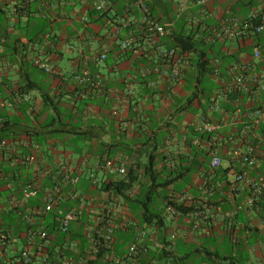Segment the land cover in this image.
<instances>
[{
    "label": "crops",
    "instance_id": "1",
    "mask_svg": "<svg viewBox=\"0 0 264 264\" xmlns=\"http://www.w3.org/2000/svg\"><path fill=\"white\" fill-rule=\"evenodd\" d=\"M4 1L0 11V33L9 43L0 47V141H7L0 155V227L8 236L3 264H22L20 256L29 242V227L45 228L48 232L52 228L54 214L37 213L42 209V199H23L21 190L28 182L39 183L42 191L59 183L62 187H56L64 192L66 200L67 194L75 189L69 177L94 174L100 161L107 159L124 163L126 167L137 160H148L155 145L154 134L163 135L169 131L171 136L165 145L153 153L155 159L168 160V164L174 166L183 157L190 161L194 158L204 160V156L187 145L191 128L196 129L204 114L221 121L222 127L212 136V141H204L202 145L215 146L214 151L221 156L228 172L218 184L220 191L217 193L214 186H207L213 177L212 170L210 175L203 170L194 175L192 184L193 189H197V197L190 186L186 188L185 197L197 200L205 216L169 218L168 231L163 237L166 249L188 258L187 264H198L197 260L204 257L197 252L198 248L231 255L228 261L202 264H264V195L257 199L254 207L248 204L250 184L248 180H236L241 165L232 154L236 142L246 149L248 140L251 141L257 157L251 177L264 175V118L248 116L255 109L264 111V94L255 103L242 95L238 102L240 113L210 112L206 100L201 94L195 97V89L187 81L193 68L192 55L183 57L184 73L179 80L151 74L155 67H163L158 47H170L171 35L182 31L197 33V36L206 33V40H216L210 36L212 28L233 17L244 20L252 11L261 10L264 0H211L205 16L197 0H185V13L179 9L184 0H149L153 3L152 15L167 26L166 36L155 41L143 34L137 19L133 20L135 0H107L109 15L114 17L122 11L123 17L118 15L114 21L106 17L97 22L89 18L88 23L83 19L90 16L94 0H48L54 6L37 2L32 14L27 15L14 13L12 2ZM127 21L128 27L119 31ZM31 31L37 32L34 41ZM130 36L136 41L124 51L121 41ZM12 43L16 44V51L10 47ZM260 43L264 47V41ZM246 44L227 41L220 47L215 45L210 57L217 58L218 51L232 56L223 65L222 69L226 66L222 71L225 74L239 56L249 58L259 43L249 40ZM102 51H106L107 59L97 66L92 57ZM35 58L50 62L54 72H41L33 64ZM23 61L27 65L21 69ZM86 64L94 74L101 73V83L83 91V85L77 84L73 77ZM26 80H31L33 88L22 95L19 90ZM205 86L212 89L209 96L222 93V84L213 77H209ZM190 97L193 98L191 103ZM45 98H49L48 105ZM163 166L161 162L158 167ZM96 198L98 202L101 196ZM69 207L66 205L58 210L63 212ZM125 213L127 226L137 224L130 209ZM28 214L34 216L31 226L25 220ZM140 228L129 231L130 237L135 238ZM146 231L152 235L144 240L146 244L150 248L159 247L161 251L163 244L157 233L148 227ZM52 237L50 245L55 248L60 241L55 234ZM118 238L117 234L115 243L119 242ZM144 257L140 259L147 264L155 263V259ZM33 264H41V260L37 258Z\"/></svg>",
    "mask_w": 264,
    "mask_h": 264
},
{
    "label": "built area",
    "instance_id": "2",
    "mask_svg": "<svg viewBox=\"0 0 264 264\" xmlns=\"http://www.w3.org/2000/svg\"><path fill=\"white\" fill-rule=\"evenodd\" d=\"M3 1L0 0V11L3 6ZM13 4L14 13L32 14V9L37 2L43 6H54L48 0H9ZM211 0H197V5L200 6L202 15H208V2ZM5 2V1H4ZM93 9L96 11H103L107 8V0H94ZM133 8L139 11V16L132 14L133 20H138L143 34L150 40L155 41L167 34L166 24L160 23L152 18L149 8V0H135ZM179 9L182 13L186 12L187 5L185 0L180 2ZM84 22H89V17H84ZM129 21L125 22L119 27V31L128 27ZM264 33V2L261 10H254L248 16L241 20L233 17L226 20L220 26L214 27L210 30V36L216 40H221L223 43L227 41L239 42L249 38L252 34ZM46 36V35H45ZM49 37V35H48ZM136 38L130 36L121 41V49H129L135 43ZM6 38L0 33V47L4 46ZM160 56L171 63L166 68H155L153 71L159 73L162 77H171L173 79L180 78L182 72V58L179 52L174 48H160L158 47ZM107 58L106 51L99 54H94L92 60L97 66H100ZM87 63V62H86ZM34 64L44 70L48 74L54 72L53 66L50 62L34 59ZM213 78L217 79L223 86L222 93L217 94V98L212 104L211 111H221V101L227 100L229 93H237L238 95H247L251 101H255L264 94V48L256 46L252 49L249 58L239 56L234 60L225 74L222 73L223 62L221 58L217 57L212 60ZM227 76L225 77V75ZM101 73H93L89 65H85L79 72L74 73V80L79 85L96 86L101 83ZM97 79V80H96ZM29 100L30 96H26ZM4 106V104H2ZM238 113L240 109L238 107ZM259 116L264 118V111L255 109L249 117ZM222 122L212 119L209 114L203 115L196 124V132L198 134H212L220 131ZM251 141L248 140L246 149L243 144L236 142L233 146L232 154L234 160L241 165V171L237 174L236 180H248L251 188L248 204L253 206L255 201L264 193V175L257 178L251 177V172L257 165L256 148ZM198 143V139L195 140ZM246 143V142H244ZM7 147V141H0V155ZM222 165V158L214 154L210 167L212 169L218 168ZM107 170L116 175H125L127 167L124 163L106 162ZM72 183H77V178H72ZM213 187V186H212ZM23 199L29 201L31 199L41 198L43 206L38 214H54L55 222L58 230L66 236L62 243L55 248H51L50 240L53 238L52 234L47 229L43 228L36 230L29 227L27 236L29 242L22 250L20 261L22 264L34 263L37 258L41 260V264H88L90 261L100 259L101 264H138V261L143 253H146L148 248L144 244V240L150 235L146 231V225L138 229L135 233V241L130 243L124 252H117L113 245L116 241L115 232L119 229L126 228L127 221L123 204L116 200L110 206L106 204V198L98 199L78 196L74 194L72 197L78 199V203L73 207L60 212L59 206L64 199L63 191L58 187L42 188L37 182H28L21 190ZM1 196V192H0ZM58 210L56 213H54ZM89 216V217H88ZM87 217V224L83 234L87 236V246L81 248V239L70 240L71 230H76L82 223V219ZM92 217V218H91ZM25 220L30 226L33 224L34 216L28 214ZM54 220V219H53ZM52 220V221H53ZM104 225V226H102ZM77 226V227H76ZM8 236L6 232L0 227V264L5 260V253L7 248ZM103 248L105 252H103ZM102 253V254H101ZM101 255V256H100ZM99 258V259H98Z\"/></svg>",
    "mask_w": 264,
    "mask_h": 264
},
{
    "label": "trees",
    "instance_id": "3",
    "mask_svg": "<svg viewBox=\"0 0 264 264\" xmlns=\"http://www.w3.org/2000/svg\"><path fill=\"white\" fill-rule=\"evenodd\" d=\"M153 1L155 2V0H152V2ZM149 8L152 18L156 19L152 15L153 3L149 2ZM132 12L134 15L139 16V11L136 8H134ZM122 13H123L122 11H119L117 15L111 17L109 15V11L107 10V8L99 12L93 9L90 10L89 18L91 21H94L96 19L95 22L100 21L106 17L109 18V20L114 21L117 18H119V16L123 17ZM21 15H27V14H21ZM126 31H128V28L126 29ZM36 33L37 32L35 33L32 31L30 32V36L33 41L36 39L33 38V36ZM2 35L6 38L5 44H7L9 40L4 34ZM205 35L206 33H201V36H197V33L194 34L192 32L188 33L184 31L179 32L176 35H171V37H173V40L172 43L169 44L170 47H168V49L170 48L176 49L179 52V55L182 59L185 56L192 55L193 68L191 70V74L189 78H187V81L189 82V84L193 85L195 89L194 92L195 97H199L201 94L203 98L206 100L207 109H210L215 99L217 98V94H215L214 96H209L212 89L211 88L208 89V86H205L206 83H208L209 81V77H213L212 76L213 65H212V59L210 57V51L211 49L216 48L215 45H218V47L222 46L223 42L221 40H217V41L206 40L207 37ZM164 37H161L159 39L162 40ZM249 40L254 42L257 41L259 43L258 46L264 48L260 45L261 44L260 42L264 41V33L252 34L249 36V38H246L243 41H239V44L245 43L246 46L247 45L246 43ZM10 47H12L15 51L17 50V46L14 43L10 44ZM22 47L25 48L26 44H22ZM24 48L23 50H21L22 54L24 53L25 50ZM13 54H15V52ZM158 55L161 61L160 63L163 66L171 65V63L167 62L165 58L160 56V54ZM216 55L219 58H221V60L223 61V65H225L226 60L232 59L231 55H226L225 53L223 54L221 51H218ZM233 56H235L234 53ZM24 57L25 56L23 54V59ZM26 65L27 63L23 61L21 63V69H23ZM38 69L41 70V72H44V70L40 68ZM90 69L92 71L91 66ZM154 69L151 70V74H157L156 72L153 71ZM225 69L226 66L224 67V69H222V71ZM183 73L184 72L182 70L180 78L182 77ZM180 78H176L174 80H179ZM28 80L23 82V85L19 90L20 91L19 93H22V95L23 92L33 88L30 82L31 80L30 81ZM81 87H83L82 88L83 91L84 90L87 91L93 88L94 86L84 85ZM241 96L238 95L237 93H229L228 99L223 100L220 104L221 112L223 113L237 112L239 107L238 102L241 100ZM188 100L191 103L193 101V98L190 97ZM47 101H49V98H45L46 105L49 104L47 103ZM169 132H166L163 135H158L157 133H155L154 137H152V139H154L155 145L152 148L151 156H149V159L144 161L137 160L132 162L130 166L127 167V171L125 175H116L110 173L106 168V162L107 161H112L113 163H117V162L107 159L105 161H100L99 168L96 169L94 174L86 173L83 176H78L77 183H72L71 181L72 179L68 178L71 185L75 186V189L71 190V192L67 194L69 195L68 199L65 200L64 198L59 207L61 209L62 208L64 209V206L66 205L73 207L75 204H77L79 201L77 198L74 199L72 197L74 194H77L78 196H85L91 198L101 196V198L104 197L105 199V197H107L105 203L109 204L110 206H112L114 201L119 200L123 204L124 211L130 209L132 215L137 219V224L126 226V228L119 229L115 232L116 233L115 236H117V234L119 236L118 238L119 242L118 243L114 242L113 244L117 252L126 251L128 245L135 241V238L130 237L131 235L128 234L129 231H132V229L135 227H143V225L145 224L146 227L152 229L153 231H155V233H157L159 238L158 240L163 244V247L161 251H158L157 248L159 247L150 248L144 241V244L146 245L148 250L146 253L140 254L142 255L141 257L145 256L155 259L154 264H161V262H163V264H187L186 261L188 258L181 257L176 252L166 249L167 243L166 241L163 240V237L166 235L168 231V226H167L168 220L169 218H173V217H194L196 214L199 215L200 217L205 216L204 214H202L203 209L202 207L199 206L197 200L195 199L189 200V198L185 197L186 188L188 189L189 186L190 188L192 187L191 188L192 193L193 195H195V197H197L196 196L197 189L196 188L193 189V184H192L194 175L201 170H203V173L210 175L208 173L211 172L212 170L213 177L212 178L210 177L211 179L209 182H207V186L208 187L214 186L215 189L213 190H215V192L217 193L218 191H220L218 184L223 182V176L228 172V168H225L223 165H221L218 168L212 169L210 167V161L213 155L217 154V152L214 151L215 146L212 145L211 147L206 148V146L203 147L202 145L204 141L205 142L212 141V136H214L216 133L198 134L196 132V129L194 130L192 128L190 131V138L187 140L188 148L191 149L193 152H196L198 155L204 156V160L194 158L192 161H190L185 159V157H183L180 159L178 164L176 163L177 165L175 164L176 166H174L172 164H168V160H166L167 161L166 163L165 160L159 161L158 159H155L153 153L158 152L159 148L165 145L167 138H170L171 136L169 135L170 134ZM196 139H198L200 143L196 144L195 143ZM161 162L164 163V166L161 167V169H159L158 166L159 163ZM207 164H209V166ZM72 178H77V177H72ZM62 181L63 179L61 180V182ZM56 186L60 188L62 187V185L59 183H57ZM263 195L264 193L260 197H262ZM257 202L258 201L256 200L252 207H254ZM52 220L53 221H52V228L50 230V234L52 235L55 234V236L58 238L60 243H62V241L66 238V236L63 235L58 230V227L55 222V218L52 217ZM85 224H87V218L84 217L82 219V223L80 225H77L78 227L76 226L77 227L76 230H71V234H70V240L81 239V243H82V245L80 246L81 248L87 246L88 244L87 236L83 234L86 226ZM153 244H155V242H153ZM103 252H105L104 248H103ZM197 252L204 255V257L200 259V262L198 264L208 263L209 261L216 262L217 260L228 261L230 260L229 258L231 257V255L223 256L218 250L217 252H210L208 250L202 251L200 248H198ZM88 264H101V263L99 259L96 261H90ZM138 264H147V262L139 259Z\"/></svg>",
    "mask_w": 264,
    "mask_h": 264
},
{
    "label": "rangeland",
    "instance_id": "4",
    "mask_svg": "<svg viewBox=\"0 0 264 264\" xmlns=\"http://www.w3.org/2000/svg\"><path fill=\"white\" fill-rule=\"evenodd\" d=\"M22 20H24V18H21ZM203 243H206V240L204 239L203 240ZM200 262V260H197V262L196 263H199Z\"/></svg>",
    "mask_w": 264,
    "mask_h": 264
}]
</instances>
